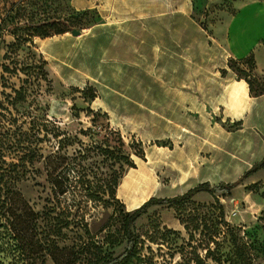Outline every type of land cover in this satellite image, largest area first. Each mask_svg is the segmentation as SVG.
Returning <instances> with one entry per match:
<instances>
[{"label":"crops","instance_id":"0c3cea01","mask_svg":"<svg viewBox=\"0 0 264 264\" xmlns=\"http://www.w3.org/2000/svg\"><path fill=\"white\" fill-rule=\"evenodd\" d=\"M215 1L72 0L97 21L80 35L52 38L69 45L48 51L52 39L44 43L49 66L64 70L68 85L84 76L96 87L86 103L107 114L110 129L141 142L145 170L160 168L163 187L180 190L155 196L158 178L134 184L129 172L131 187L142 189L134 193L137 208L202 183H234L264 159V93L255 94L232 67L252 66L264 86V0L237 3L234 12ZM263 191L264 168L218 192L226 220L264 224Z\"/></svg>","mask_w":264,"mask_h":264},{"label":"rangeland","instance_id":"374dc122","mask_svg":"<svg viewBox=\"0 0 264 264\" xmlns=\"http://www.w3.org/2000/svg\"><path fill=\"white\" fill-rule=\"evenodd\" d=\"M248 1L213 4L234 12L237 3ZM96 21V14L78 11L72 0H0V151L7 162H16L24 153L10 142L28 140L36 148L35 157L25 160L30 172L18 187L42 229L54 221L50 239L61 250L54 253L71 258V264L102 262L125 251L124 214L137 208L134 193L142 190L131 187L129 172L134 184L158 178L155 196L180 191L163 187L160 168L145 170L141 142L110 129L107 114L86 103L96 96L94 85L84 76L78 85H68L66 72L49 66L46 49L69 45L52 38L85 31ZM232 67L240 70L243 63L233 61ZM218 194L151 206L133 225L139 254L126 264H261L264 224L229 223ZM67 219L71 223L65 225ZM33 264L55 263L44 254Z\"/></svg>","mask_w":264,"mask_h":264},{"label":"trees","instance_id":"16d2710c","mask_svg":"<svg viewBox=\"0 0 264 264\" xmlns=\"http://www.w3.org/2000/svg\"><path fill=\"white\" fill-rule=\"evenodd\" d=\"M68 30H60L59 33L67 32ZM252 61V59L250 60ZM251 65V64H250ZM5 72H10L11 68L7 64H2ZM29 67V65H26ZM237 73L245 77L251 85V90L255 94L264 93V86L253 75L247 74L250 70L240 69ZM259 85V87H257ZM261 88L260 90H257ZM18 93L19 91L16 90ZM11 149L23 152L18 161L7 162L5 160V152L0 151V264H33L36 258L42 257L44 254H50L55 264H71V258H60V255L54 253L55 250L61 251L51 242L50 236L55 229L50 221L48 225L42 229L38 222L39 216L32 209L29 203L25 200L19 190L18 184L26 178L30 172L27 162L28 157H35L36 148L30 141L10 142ZM18 143V144H17ZM3 146H1L2 148ZM17 152V153H18ZM128 160L129 158L126 157ZM32 163V161H31ZM133 166V165H131ZM264 168V159L256 163L251 169L234 183H220L217 186H211L208 182L199 184L191 188L187 192L174 197H150L138 208L126 211L123 218V229L127 238V247L125 251L117 257L108 258L102 262H94L91 264H126L139 254V237L136 235L133 225L153 205L176 204L185 200L192 199L198 192L206 191L214 195L218 192L227 193L232 188L237 186L246 177L253 174L259 169ZM55 186L57 184L55 182ZM87 191V187L84 188ZM89 197V194H85ZM216 198V196H215ZM72 212V211H71ZM54 220V219H53ZM182 223L187 227L186 222ZM65 225L71 223L70 219L65 222ZM51 224V225H50ZM86 228V224L84 225ZM62 228V226L60 227ZM44 230L46 231L44 233ZM63 253V252H59Z\"/></svg>","mask_w":264,"mask_h":264},{"label":"water","instance_id":"95a60500","mask_svg":"<svg viewBox=\"0 0 264 264\" xmlns=\"http://www.w3.org/2000/svg\"><path fill=\"white\" fill-rule=\"evenodd\" d=\"M71 33H72L73 35L77 36V35H80V34H81V30L73 29V30L71 31Z\"/></svg>","mask_w":264,"mask_h":264},{"label":"bare ground","instance_id":"6f19581e","mask_svg":"<svg viewBox=\"0 0 264 264\" xmlns=\"http://www.w3.org/2000/svg\"><path fill=\"white\" fill-rule=\"evenodd\" d=\"M151 191V190H150ZM147 192V191H146ZM145 193V192H144ZM142 195V194H141ZM139 199H141V198H139Z\"/></svg>","mask_w":264,"mask_h":264}]
</instances>
